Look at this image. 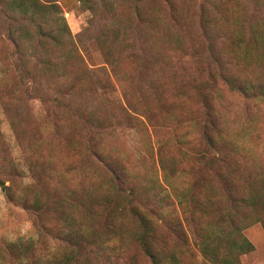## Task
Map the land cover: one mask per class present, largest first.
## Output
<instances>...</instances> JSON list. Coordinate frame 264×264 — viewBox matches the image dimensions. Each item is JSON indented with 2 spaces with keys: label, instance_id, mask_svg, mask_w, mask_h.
Wrapping results in <instances>:
<instances>
[{
  "label": "rangeland",
  "instance_id": "1",
  "mask_svg": "<svg viewBox=\"0 0 264 264\" xmlns=\"http://www.w3.org/2000/svg\"><path fill=\"white\" fill-rule=\"evenodd\" d=\"M35 1L0 0V264H153L134 233L131 188L155 223L157 264L233 257L235 227L251 209L205 198L221 196L223 177L264 176V98L224 81L264 78V0H37L40 13L58 7L76 43L92 35L83 63L46 46L52 64L21 11ZM109 29L114 44L101 40ZM206 134L228 165L194 161ZM109 163L131 187L115 191ZM81 229L92 256L66 243ZM242 234L253 249L238 264H264L263 225Z\"/></svg>",
  "mask_w": 264,
  "mask_h": 264
},
{
  "label": "trees",
  "instance_id": "2",
  "mask_svg": "<svg viewBox=\"0 0 264 264\" xmlns=\"http://www.w3.org/2000/svg\"><path fill=\"white\" fill-rule=\"evenodd\" d=\"M22 7L21 11L26 12L27 15L30 17V27L32 29L31 34H29L34 40L37 39V42L39 44L38 49L41 50L42 54V60L45 59L46 64H52V60L50 59V55L48 54L46 50V46H59L63 48V54L60 57L64 61H68L70 58L75 59L76 57H79V60L81 63H83V57L80 53L81 46L83 47V41L89 42L92 39L91 32L88 29L85 30V34H82L78 37V43L74 41V39L71 38V33L68 28L66 19L64 17H58V7L56 5H49L48 6V12L47 13H40V7L38 1L36 0L33 2L32 5H27V4H20ZM42 14L44 16H51L50 18H44L42 20V24H39L40 22L36 23L38 21V15ZM56 15L57 18L54 19L53 16ZM24 23V22H23ZM44 25V26H43ZM255 36V34H252ZM101 40L103 42L110 41L114 44L116 40L119 37V33L117 31L113 30H107L104 35H102ZM84 39V40H83ZM252 37L250 38V40ZM99 41V39H97ZM247 41V40H246ZM80 43V44H79ZM222 55V53H220ZM212 58V57H211ZM213 60V58H212ZM215 64V70H212L213 74H216V62L219 63L221 60L216 58V60L213 61ZM221 66V65H220ZM220 73V72H219ZM221 77V75H219ZM246 78V76H245ZM224 80L231 91L233 92H238L242 95L248 96L251 95L250 93H253L254 95H257L259 98H264V78H260L256 80L255 83L249 82V81H242L239 82L235 78L234 79H227L224 76ZM241 81V80H240ZM256 84V85H255ZM204 146L201 147V150H199L195 156H194V161L196 160L198 163H202L205 166L206 165H213V164H219V163H224L227 164L226 158H222V160L219 158L221 156V147L219 145L218 140L216 138H213L211 135L206 134L204 137ZM97 151V150H96ZM96 157L98 159H103L104 154L100 152H96ZM108 165V170L111 175H113V181L116 182V188L118 190L115 191H120L121 188H119L120 185L124 186L127 185L128 187H131V183H129V175L127 172H125L124 169L118 168L117 166L109 163ZM228 165V164H227ZM231 165V169H235L238 166L236 163L229 164ZM240 169H235L231 170V172H236ZM231 179V181H228ZM223 185L222 189L218 190V193L221 192V196L217 200H213V198L217 196H213L209 200L205 198V202L207 203L208 207H211L212 205L216 204V201L218 203L224 202L225 206L229 210H238L240 212L241 209H248L249 214L245 215V217H242L240 219V222L242 225L238 228L235 227V230L241 232L239 233L238 237L239 240L235 242L236 244L234 247L231 248V251L233 252V257L230 258H223L219 264H233L236 263V255H241V254H247L252 251L253 247L252 245L247 242V240L244 238L242 231L248 227H250L253 224L261 223L264 227V176H259L257 179H251L248 178L246 180H240L239 178H226V180L223 177ZM112 181V180H111ZM210 182V180H208ZM113 192H106V197H110ZM129 196L131 199V204L136 206L134 210V215L139 222V227L141 231H134L136 233V239L142 248V250L147 254L152 259L153 264H157L156 260V254L154 253L155 250L151 248L150 241L151 239L154 238V228H156L154 225L155 223L147 217V213L139 211V205L142 204V198H140L134 190L131 188L129 189ZM103 199H97L94 195H92V202L95 201L98 203L96 200H104ZM103 204V209L108 212L110 208V204L112 201L108 200L106 198L105 201H101ZM139 204V205H138ZM95 205V203L92 205V207ZM216 206V205H215ZM219 208V207H217ZM96 208H92V211ZM226 209V210H228ZM228 210V211H229ZM217 212L223 214L221 215V218H219L218 223L222 224V226H225V219L227 217V213L223 212L222 210H217ZM216 212V213H217ZM154 223V224H153ZM81 228L89 226L88 224L85 225L82 221H80ZM134 229L132 228L129 232H132ZM82 231V229H81ZM133 233V234H134ZM67 235V234H66ZM74 235L78 237V239H74ZM131 236H134L131 234ZM87 235L82 231L81 234L75 233L70 234L66 236L65 238L66 243L74 248L76 251L79 252V250H83L84 246H87L88 252L90 253L89 256H92V248H90L89 245H85L84 241L86 240ZM83 239V240H82ZM208 247L205 246V253H207ZM215 257V256H214ZM224 259L226 262H222ZM238 264V262H237Z\"/></svg>",
  "mask_w": 264,
  "mask_h": 264
}]
</instances>
